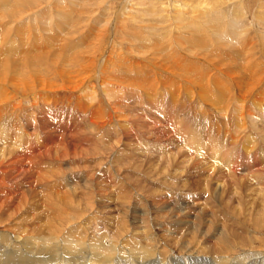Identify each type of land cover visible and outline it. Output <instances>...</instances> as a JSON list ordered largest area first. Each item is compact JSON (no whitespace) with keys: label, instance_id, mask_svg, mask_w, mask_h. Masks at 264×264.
<instances>
[{"label":"rangeland","instance_id":"374dc122","mask_svg":"<svg viewBox=\"0 0 264 264\" xmlns=\"http://www.w3.org/2000/svg\"><path fill=\"white\" fill-rule=\"evenodd\" d=\"M23 1L28 5H24ZM0 9V95H5L0 96V130L6 135L0 134V264H86L91 255L99 258L96 261L102 260L101 255L106 253L101 246H111L113 242L118 248L111 252L114 257L109 254L107 258L119 262L132 259L135 264H161L169 254L176 261L182 259L185 264H192L191 258L196 256L198 264H213L208 262L209 250L217 257L234 254L230 264H251L253 257L243 259L247 250L248 253L263 250L261 256H264V0H0ZM235 38L237 41L233 40ZM12 42H16L15 46ZM101 49H105L104 52ZM113 50L118 53L113 55ZM139 52L145 54L146 62L141 59L143 54L139 55ZM82 55H104L107 63L103 67L100 82L103 86L97 83L96 78H92L88 86V91H91L87 92L88 97L95 93L96 100L101 99L104 92L103 97H109L106 101L110 100L109 102L118 106H115V114L119 117L103 128H100L101 125L99 128L90 127V123H86L90 121V115H81L75 109L80 106L81 101L92 104V100H86V94L82 96V93L68 88H59L46 94L48 92L44 93L40 84L37 89L32 86L34 74H38L35 78L45 82L54 79L61 83V73L66 71L67 75V72L76 69L86 60ZM152 55H155L154 58ZM174 60L177 62H173ZM135 63L144 67L138 68L139 65ZM24 65L28 66V72ZM109 68L115 70L111 71ZM93 69L96 70V65ZM15 75L17 79L14 78ZM32 75L33 78L30 79ZM21 78H24L25 85H21ZM103 87H106V91ZM106 92L108 96H105ZM40 96L44 101L46 98L50 105L43 101L42 104ZM34 102L38 106H34ZM101 102H94L90 108L100 106L103 114H107V103L102 99ZM72 125L83 126L81 132L85 131L82 136L86 139L78 137L84 144V154L62 153V137L71 135H68V131ZM121 129L128 136H123ZM131 140H135L134 144ZM142 156L146 162L141 159ZM73 199H76L75 202ZM203 200L210 201V213L214 214L203 216L202 223L206 224V229L202 225L199 231L198 225L188 221L186 223L170 209L183 208V205L195 201L201 204ZM149 206L152 210L147 212ZM196 211L200 212V209ZM148 215L149 218L146 217ZM122 216L126 220H122L123 223ZM84 226L88 228L87 231ZM182 226L186 229L185 234ZM148 246L149 249L154 246V258H150L151 254L147 253ZM199 246L201 247L198 248ZM140 248L144 249L143 254L147 253L149 258L141 253ZM131 250L136 253L133 254ZM95 254L98 256L94 257ZM131 255L137 258L133 259Z\"/></svg>","mask_w":264,"mask_h":264},{"label":"bare ground","instance_id":"6f19581e","mask_svg":"<svg viewBox=\"0 0 264 264\" xmlns=\"http://www.w3.org/2000/svg\"><path fill=\"white\" fill-rule=\"evenodd\" d=\"M30 1V0H29ZM174 1V0H173ZM187 1V0H186ZM22 2V1H21ZM24 3V5H28V4H26L25 3V1H23ZM26 2H27V0H26ZM172 2V1H171ZM193 2V1H192ZM199 2V1H198ZM5 3V2H4ZM31 3V2H30ZM33 3V2H32ZM31 3V4H32ZM188 3V2H187ZM194 3V2H193ZM201 3V2H200ZM200 3H199V5H200ZM5 4H7V3H5ZM30 4V5H31ZM185 4V3H184ZM207 5H208V3H206ZM211 4V3H210ZM2 5V4H1ZM8 5H9V3H8ZM3 6V5H2ZM134 6V5H133ZM174 6V5H173ZM191 6V5H190ZM6 7V6H5ZM29 7V6H28ZM135 8V7H134ZM175 8V7H174ZM177 8H179V7H177ZM18 9H19V7H18ZM176 9V8H175ZM180 9H181V7H180ZM179 9V10H180ZM185 9V8H184ZM0 10H2V9H0ZM4 10V9H3ZM8 10V9H7ZM11 10V9H10ZM148 10V9H147ZM189 10V9H188ZM213 10V9H212ZM6 11V10H5ZM15 11V10H14ZM17 11V10H16ZM19 11V10H18ZM20 11H21V9H20ZM26 11V10H25ZM144 11V10H143ZM182 11V10H181ZM126 12V11H125ZM185 12H187V11H185ZM1 13V12H0ZM4 13V12H3ZM23 13V12H22ZM25 13V12H24ZM195 13V12H194ZM112 14H113V11H112ZM126 14V13H125ZM174 14V13H173ZM15 15V14H14ZM164 15V14H163ZM195 15V14H194ZM7 16H8V14H7ZM128 16V15H127ZM166 16V15H165ZM109 17V16H108ZM171 17V16H170ZM192 17V16H191ZM165 18V17H164ZM112 19V18H111ZM1 20H2V18H1ZM110 20V19H109ZM108 20V21H109ZM117 20V19H116ZM183 20V19H182ZM189 20V19H188ZM235 20V19H234ZM120 21V20H119ZM177 21V20H176ZM237 21L238 20H236L235 22L237 23ZM70 22V21H69ZM110 22V21H109ZM116 22V21H115ZM180 22V21H179ZM178 22V23H179ZM102 23V22H101ZM104 23V22H103ZM114 23V22H113ZM118 23V22H117ZM170 23V22H169ZM168 23V24H169ZM232 23V22H231ZM176 24H177V22H176ZM184 24V23H183ZM182 24V25H183ZM14 25V24H13ZM105 25H107V24H105ZM108 25H109V23H108ZM118 25V24H117ZM8 26V25H7ZM103 26V25H102ZM159 26V25H158ZM112 27V26H111ZM174 27V26H173ZM183 28V27H182ZM236 28H239L238 26H236ZM25 29H26V27H25ZM103 29V28H102ZM112 30V29H111ZM169 30V29H168ZM222 30V29H221ZM9 31V30H8ZM105 31V30H104ZM110 32V31H109ZM115 32V31H114ZM18 33V32H17ZM25 33V32H24ZM102 33V32H101ZM104 33V32H103ZM102 33V34H103ZM225 33V32H224ZM239 33V32H238ZM243 33V32H242ZM5 34V33H4ZM28 34V33H27ZM101 34V35H102ZM110 34V33H109ZM195 34V33H194ZM221 34V33H220ZM136 35V34H135ZM175 35V34H174ZM177 35V34H176ZM175 35V36H176ZM226 35V34H225ZM224 35V36H225ZM228 35H230V34H228ZM236 35H238V34H236ZM236 35L235 36H233V37H236ZM3 36V35H2ZM68 36V35H67ZM25 37H27V36H25ZM110 37V36H109ZM114 38V37H113ZM138 38V37H137ZM187 38V37H186ZM228 38V37H227ZM6 39V38H5ZM9 39H10V36H9ZM202 39V38H201ZM1 40V39H0ZM107 40V39H106ZM106 40L104 41V42H106ZM115 40H117V37L115 38ZM120 40V39H119ZM189 40V39H188ZM233 40H236V38L235 39H233ZM18 41V40H17ZM114 41V40H113ZM168 41V40H167ZM237 41V40H236ZM264 41V40H263ZM110 42V41H109ZM122 42V41H121ZM235 42V41H234ZM5 43V42H4ZM13 43V42H12ZM16 43V42H15ZM15 43H13L14 44V46H15ZM24 43V42H23ZM116 43V42H115ZM119 43H120V41H119ZM3 44V43H2ZM117 44V43H116ZM235 44V43H234ZM139 45V44H138ZM147 44H144V46H146ZM182 45V44H181ZM191 46L193 45V44H190ZM250 45H252L253 46V44H250ZM106 46V45H105ZM140 46V45H139ZM162 46V45H161ZM196 46V45H195ZM194 46V47H195ZM210 46H211V44H210ZM120 47H121V45H120ZM143 47V46H142ZM3 48V47H2ZM107 47H105V49H106ZM111 48H112V46H111ZM149 48V47H148ZM147 48V49H148ZM153 48V47H152ZM152 48H151V50H152ZM188 48V47H187ZM191 48H193V47H191ZM64 49V48H63ZM104 49V50H105ZM114 49V48H113ZM124 49V48H123ZM198 49V48H197ZM201 49V48H200ZM65 50V49H64ZM95 50V49H94ZM103 52H104V50L103 49H101ZM120 50H122V49H120ZM137 50H138V48H137ZM143 50H144V48H143ZM146 50V49H145ZM195 50V49H194ZM213 50V49H212ZM10 51V50H9ZM16 51V50H15ZM68 51V50H67ZM110 51V50H109ZM114 51V50H113ZM141 51V50H140ZM149 51H150V49H149ZM42 52V51H41ZM60 52V51H59ZM78 52V51H77ZM79 52H81V51H79ZM84 52V51H83ZM106 52V51H105ZM115 52H117V51H114V53H112L113 55L115 54ZM122 53H123V51H121ZM121 52H119V55H120V53ZM125 52V51H124ZM131 52V51H130ZM153 53L155 52V51H152ZM161 52V51H160ZM163 52V51H162ZM191 52V51H190ZM207 52V51H206ZM210 52V51H209ZM212 52V51H211ZM67 53V52H66ZM73 53V52H72ZM85 53V52H84ZM118 53V52H117ZM122 53H121V55H122ZM126 53V52H125ZM140 54L139 55H141V54H143V58H141L143 61H145L146 62V60H145V54L144 53H142V52H139ZM155 53H157V52H155ZM192 53H193V49H192ZM205 53V52H204ZM208 53V52H207ZM75 54V53H74ZM81 54V53H80ZM93 54V53H92ZM132 54V53H131ZM134 54V53H133ZM198 54V53H197ZM213 54V53H212ZM49 55V54H48ZM47 55V56H48ZM62 55V54H61ZM72 55V54H71ZM76 55V54H75ZM86 55V54H85ZM85 55H82V57L84 58V59H86L85 61H82L83 63L81 64V65H79V66H77V68L76 69H71L72 71H69V72H67V75H66V71L64 72V73H61L62 75H63V77H61L62 78V82L61 83H57L56 81H54V79H53V77L55 76V74H54V76L52 77V81H47V82H45V80H40V78L39 79H37V78H35V76H38V74H34L35 76H34V79H33V83H32V86L33 87H35L36 86V89H37V87L39 88V84H40V89H43L44 91V93L45 92H48V93H46V94H49V93H51L52 91H55V90H57V89H59V88H68V89H70V90H75V91H77V92H79V93H82V96L83 95H85L86 94V100H92L93 102H92V104L91 103H89V102H87V101H81L80 102V106L79 107H77V108H75L77 111H80L79 113L81 114V113H88L89 115H90V121L89 122H86V123H90V127L91 126H99V125H101L102 127H100V128H103V126H106V124H110V123H112V122H114V120H116V118H118L117 117V115L115 114V111L117 112V110H115V106H117V105H114L112 102H109V101H106V99H108L109 97H103V93L101 94V99L102 100H104L107 104H106V106L108 107V112H107V114H103V111L101 110V107L100 106H95V107H93V108H90V106L91 105H94L93 103L95 102V103H100L101 102V99H98V100H96L97 99V97H96V95H95V93H93V96L91 97H88L87 96V92H89V91H91V90H89L88 91V86L91 84V82H92V78H96L97 79V83H99L100 84V82H101V80H102V77H103V67L105 66V63H106V61L104 60V55H88V56H85ZM127 55H128V52H127ZM148 55V54H147ZM206 55V54H205ZM209 55V54H208ZM11 56V55H10ZM30 56V55H29ZM28 56V57H29ZM37 56H40V55H37ZM46 56V55H45ZM51 56H54V55H51ZM63 56V55H62ZM61 56V57H62ZM124 56H125V54H124ZM123 56V57H124ZM133 56V55H132ZM155 56V55H154ZM154 56L152 55L151 57L152 58H154ZM158 56H159V58H160V55L158 54ZM157 56V57H158ZM164 56V55H163ZM169 56V55H168ZM167 56V57H168ZM174 56H176V55H174ZM248 56V55H247ZM246 56V57H247ZM20 57H22V56H20ZM32 57H33V55H32ZM113 57V56H112ZM130 57H131V55H130ZM142 57V56H141ZM149 57H150V55H149ZM162 57V56H161ZM171 57V56H170ZM178 57V56H177ZM209 57V56H208ZM255 57V56H254ZM7 58V57H6ZM13 58V57H12ZM17 58V57H16ZM26 58V57H25ZM24 58V59H25ZM35 58V57H34ZM37 58V57H36ZM57 58H58V56H57ZM60 58V57H59ZM58 58V59H59ZM76 58H77V56H76ZM117 58H118V56H117ZM126 58V57H125ZM125 58H124V60H125ZM140 58V57H139ZM164 58H165V56H164ZM169 58V57H168ZM23 59V58H22ZM22 59H20V61L22 60ZM23 59V60H24ZM28 59V58H27ZM31 59V58H30ZM39 59V58H38ZM38 59H36V60H38ZM61 59V58H60ZM128 59V58H127ZM130 59V58H129ZM128 59V60H129ZM166 59V58H165ZM171 59V58H170ZM212 59H214V58H212ZM218 59V58H217ZM217 59H215V60H217ZM223 59H225V58H223ZM249 59V58H248ZM49 60H50V58H49ZM48 60V61H49ZM54 60H55V58H54ZM65 60V59H64ZM72 60V59H71ZM111 60V59H110ZM120 60H122V58L120 59ZM134 60H135V58H134ZM161 60H163L164 61V59L162 58ZM182 60V59H181ZM219 60H220V58H219ZM218 60V61H219ZM15 62H16V59L14 60ZM20 61H18V62H20ZM28 61V60H27ZM30 61V60H29ZM28 61V62H29ZM73 61V60H72ZM131 61V60H130ZM160 61V60H159ZM158 61V62H159ZM176 60H174L173 62H175ZM177 61H179V59L177 60ZM176 61V62H177ZM243 61V60H242ZM18 62H17V64H18ZM28 62H27V64H28ZM37 62H39V61H37ZM37 62H36V65H37ZM57 63L59 62V61H56ZM63 62V61H62ZM81 62V61H80ZM112 62V61H111ZM119 62H121V61H119ZM124 61L122 60V62L121 63H123ZM129 62V61H128ZM127 62V63H128ZM139 62V61H138ZM162 62V61H161ZM168 62V61H167ZM217 62V61H216ZM230 62V61H229ZM235 62H237V61H235ZM9 63H11V62H9ZM22 63H24V62H22ZM52 63V62H51ZM55 63V61L52 63V64H54ZM115 63H118V61H115ZM143 63V62H142ZM164 63V62H163ZM169 63V62H168ZM172 63V62H171ZM214 63V62H213ZM220 63H222L221 61H220ZM245 63V62H244ZM243 63V64H244ZM257 64H258V62H256ZM1 64V63H0ZM40 64H41V62H40ZM75 64H79V63H75ZM74 64V65H75ZM135 64H138V63H135ZM161 64V63H160ZM166 64V63H165ZM179 64V63H178ZM181 64H182V62H181ZM181 64H180V66H181ZM11 65V64H10ZM14 65V64H13ZM21 65V64H20ZM31 65V64H30ZM59 65H61V63L59 64ZM64 65V64H63ZM69 65V64H68ZM73 65V64H72ZM95 65H96V70H94L93 68H95ZM106 65H107V63H106ZM112 65V64H111ZM110 64H109V66H111ZM113 65H114V63H113ZM112 65V66H113ZM123 65H124V63H123ZM139 65V64H138ZM150 65H152V63L150 64ZM168 65V64H167ZM186 65V64H185ZM28 66H29V64H28ZM28 66H26V65H24V67H27L26 68V71L28 72ZM42 66V65H41ZM46 66V65H45ZM51 66V65H50ZM121 66V65H120ZM140 66H141V64L139 65V67L138 68H140ZM145 66H147V65H145ZM165 66V65H164ZM172 66V65H171ZM176 66V65H175ZM179 66V65H178ZM179 66V67H180ZM222 66V65H221ZM1 67H3V66H1ZM16 67V66H15ZM35 67V66H34ZM36 67H39V66H36ZM52 67V66H51ZM53 67H54V65H53ZM52 67V68H53ZM60 67V66H59ZM58 67V68H59ZM115 67H117V65L115 66ZM115 67H113V68H115ZM141 67H144V66H141ZM148 67V66H147ZM169 67H170V65H169ZM242 67V66H241ZM32 68V67H31ZM42 68V67H41ZM48 68V67H47ZM46 68V69H47ZM62 68H63V66H62ZM72 68H73V66H72ZM113 68L112 69H110L111 71L113 70ZM121 68V67H120ZM130 67H128V69H129ZM132 68V67H131ZM134 68V67H133ZM132 68V69H133ZM136 68V67H135ZM164 68V67H163ZM168 68V67H167ZM171 68V67H170ZM180 68H184V67H180ZM25 69V68H24ZM30 69V68H29ZM33 69V68H32ZM123 69V68H122ZM143 69V68H142ZM155 69H157V68H155ZM174 69V68H173ZM179 69V68H178ZM188 69V68H187ZM14 70V69H13ZM23 70V69H22ZM31 70V69H30ZM37 70V69H36ZM35 69H34V71H36ZM42 70V69H41ZM48 70H49V68H48ZM61 70V69H60ZM64 70H66V69H64ZM68 70V69H67ZM99 70V71H98ZM104 70H106V69H104ZM115 70V69H114ZM113 70V71H114ZM117 70H119V69H117ZM116 70V71H117ZM121 70V69H120ZM123 70H125V69H123ZM171 70V69H170ZM176 70V69H175ZM246 70V69H245ZM5 71V70H4ZM8 71V70H7ZM15 71V70H14ZM23 71H25V70H23ZM22 71V72H23ZM47 71V70H46ZM107 71H109V70H107ZM144 71V70H143ZM158 71H160V70H158ZM166 71V70H165ZM188 71V70H187ZM186 71V72H187ZM247 71V70H246ZM53 72H54V70H53ZM52 72V73H53ZM105 72V71H104ZM110 72V71H109ZM125 72V71H124ZM173 72V71H172ZM177 72V71H176ZM183 72V71H182ZM189 72V71H188ZM228 72V71H227ZM249 72H251V71H249ZM253 72H254V70H253ZM7 73V72H6ZM14 73H16V72H14ZM17 73H18V71H17ZM24 73V72H23ZM26 73V72H25ZM32 73V72H31ZM37 73V72H36ZM40 73V72H39ZM44 73V72H43ZM51 73V74H52ZM59 73V74H60ZM116 73V72H115ZM114 73V75H116L117 73H119V72H117L116 74ZM138 73V72H137ZM157 73V72H156ZM159 73V72H158ZM161 73V72H160ZM178 73V72H177ZM243 73V72H242ZM5 74V73H4ZM13 74V73H12ZM46 74H48V73H46ZM106 74V73H105ZM139 74V73H138ZM162 74V73H161ZM205 74V73H204ZM233 74V73H232ZM247 74V73H246ZM25 75V74H24ZM28 75V74H27ZM29 75H30V73H29ZM185 75H186V73H185ZM188 75V74H187ZM191 75V74H190ZM252 75V74H251ZM264 75V74H263ZM0 76H1V74H0ZM6 76H8L7 74H6ZM22 76V75H21ZM26 76V75H25ZM41 76V75H40ZM39 76V77H40ZM107 76H108V74H107ZM118 76V75H117ZM142 76V75H141ZM145 76V75H144ZM210 76V75H209ZM256 76V75H255ZM4 77V76H3ZM17 76L15 75V77L14 78H16ZM44 77V76H43ZM42 77V78H43ZM49 77H51V76H49ZM57 77V76H56ZM55 77V78H56ZM105 77V76H104ZM189 77V76H188ZM198 77V76H197ZM207 77V76H206ZM260 77H261V75H260ZM27 78V77H26ZM33 78V75H32V77L30 76V79H32ZM60 78V77H59ZM108 78H110V76L108 77ZM120 78V77H119ZM123 78V77H122ZM146 79L145 80H149V79H147V77H145ZM263 78V77H262ZM5 79V78H4ZM4 79H1V80H4ZM17 79V78H16ZM15 79V80H16ZM19 79V78H18ZM107 79V78H106ZM114 79V78H113ZM142 79V78H141ZM158 79H159V76H158ZM161 79V78H160ZM194 79V78H193ZM192 79V80H193ZM198 79V78H197ZM241 79V78H240ZM257 79V78H256ZM6 80V79H5ZM8 80V79H7ZM12 80H14V79H12ZM23 80H24V78L22 79H20V81H21V85H22V83L24 84V82H23ZM48 80V79H47ZM50 80V79H49ZM60 80V79H59ZM59 80H58V82H59ZM109 80V79H108ZM116 80V79H115ZM129 80H130V78H129ZM136 80V79H135ZM144 80V79H143ZM171 80V79H170ZM258 80V79H257ZM257 80H255V82L257 81ZM10 81H11V79H10ZM20 81H18V82H20ZM28 81H30V80H28ZM94 81V80H93ZM111 81V80H110ZM110 81H109V83H110ZM242 81V80H241ZM253 81V80H252ZM7 82V81H6ZM25 82H26V80H25ZM31 82V81H30ZM103 82V81H102ZM121 82V81H120ZM122 82H124V81H122ZM138 82H139V79H138ZM137 82V83H138ZM141 82V81H140ZM149 82H150V80H149ZM193 82V81H192ZM199 82H201V81H199ZM213 82V81H212ZM130 83V82H129ZM207 83V82H206ZM241 83V82H240ZM239 83V84H240ZM252 83V82H251ZM251 83L249 84V85H251ZM260 83V82H259ZM263 83V82H262ZM9 84V83H8ZM19 84V83H18ZM28 84H30L29 82H28ZM35 84V85H34ZM108 84V83H107ZM149 84V83H148ZM191 84V83H190ZM219 84V83H218ZM243 84V83H242ZM258 84V83H257ZM25 85V84H24ZM94 85V84H93ZM102 84H100V86H101ZM110 85H112V83L110 84ZM124 85V84H123ZM131 85V84H130ZM142 85V84H141ZM145 85H147V84H145ZM199 85V84H198ZM197 85V86H198ZM216 85V84H215ZM27 86V85H26ZM32 86H30V87H32ZM95 86H96V84H95ZM103 86V85H102ZM137 86H138V84H137ZM241 86V85H240ZM257 86V85H256ZM24 87V86H23ZM29 87V88H30ZM93 87V86H92ZM115 87V86H114ZM118 87H120V86H118ZM242 87H243V85H242ZM254 87V86H253ZM17 88V87H16ZM15 88V89H16ZM94 88V87H93ZM99 88V87H98ZM97 88V89H98ZM101 88V87H100ZM99 88V89H100ZM104 88V87H103ZM19 89V88H18ZM35 89V90H36ZM107 89H109V88H107ZM111 89V88H110ZM114 89H116V88H114ZM241 89H243V88H241ZM3 90H5V89H3ZM25 90H26V88H25ZM34 90V89H33ZM33 90H31V91H33ZM104 90L106 91V87L104 88ZM117 90H118V88H117ZM121 90V89H120ZM206 90V89H205ZM18 91V90H17ZM22 91H24V90H22ZM39 91V90H38ZM95 91V90H94ZM108 91V90H107ZM112 91V90H111ZM114 91V90H113ZM119 91V90H118ZM242 91V90H241ZM10 92V91H9ZM20 92V91H19ZM40 92H41V90H40ZM93 92V91H92ZM117 92V91H116ZM121 91H119V93H120ZM244 92H246L247 93V91H244ZM5 93V92H4ZM25 93V92H24ZM29 93V92H28ZM114 93V92H113ZM250 93H253V92H250ZM10 94V93H9ZM89 94V93H88ZM92 94V93H91ZM90 94V95H91ZM118 94V93H117ZM122 94V93H121ZM205 94V93H204ZM2 96L4 95V94H1ZM0 95V96H1ZM42 95V94H41ZM120 95V94H119ZM119 95H117V97L119 96ZM148 95V94H147ZM246 95V94H245ZM5 96V95H4ZM43 96V95H42ZM42 96H40L41 98H40V100L39 101H41V103H42V101L44 102V104H48V105H50L49 104V102L46 100V98H45V101H44V98H42ZM105 96H108V93L106 92L105 93ZM203 96V95H202ZM224 96V95H223ZM13 97V96H12ZM36 97V96H35ZM112 97V96H111ZM121 97H124V96H121ZM207 97V96H206ZM245 97V96H244ZM54 98V97H53ZM84 98H85V96H84ZM113 98V97H112ZM211 98V97H210ZM3 99V98H2ZM37 99V98H36ZM111 99V98H110ZM213 99V98H212ZM223 99V98H222ZM4 100V99H3ZM7 100V99H6ZM116 100V99H115ZM112 101V100H111ZM91 102V101H90ZM102 103V102H101ZM116 103H118L119 104V102H116ZM212 103V102H211ZM216 103V102H215ZM220 103V102H219ZM5 104V103H4ZM43 104V103H42ZM38 106V103H36V102H34V106ZM100 105V104H99ZM220 105V104H219ZM52 106V105H51ZM103 106V105H102ZM243 106V105H242ZM118 107V106H117ZM116 107V108H117ZM121 107V106H120ZM123 107V106H122ZM126 107V106H125ZM161 107V106H160ZM59 108V107H58ZM104 108V107H103ZM117 109H119V108H117ZM124 109V108H123ZM222 109V108H221ZM238 109V108H237ZM75 111V110H74ZM119 111H120V109H119ZM69 115V114H68ZM82 115V114H81ZM84 116H87V115H84ZM243 116V115H242ZM69 117H70V115H69ZM72 117V116H71ZM89 117V116H88ZM137 117V116H136ZM135 117V118H136ZM156 117V116H155ZM88 119V118H87ZM121 119V118H120ZM242 120V119H241ZM77 121V120H76ZM146 121V120H145ZM81 122V121H80ZM119 123V122H118ZM73 126V125H72ZM78 126V125H77ZM87 126V125H86ZM120 126V125H119ZM6 127V126H5ZM73 127H76V125H74ZM73 127H70L71 128V130H69L68 132V135H70L69 137H67V135H65L64 137H62L63 139H62V141H61V144H62V146L63 147H60L62 150H63V155L65 154H69V153H72V154H77V153H83L84 154V151H86V150H84L83 149V146H84V144H82V142H81V138H83V139H86L84 136H82V134L83 133H85V131H83V132H81L82 130H83V126H80V127H76V128H73ZM109 127V126H108ZM96 128V127H95ZM95 128H91L92 130H94ZM99 128V127H98ZM120 128V127H119ZM3 129V128H2ZM64 129V128H63ZM120 130V129H119ZM99 131V130H98ZM121 131H123L122 129H121ZM130 131H131V129H130ZM94 132V131H93ZM121 133H123V136H125V135H127L126 134V132H121ZM0 134H4V131L2 132V130H0ZM67 134V133H66ZM93 134V133H92ZM5 135V134H4ZM63 135V134H62ZM131 135V134H130ZM129 135V136H130ZM6 136V135H5ZM78 136H80L81 138H79ZM128 136V135H127ZM126 136V137H127ZM70 140H69V139ZM114 138V137H113ZM1 139V138H0ZM115 139V138H114ZM119 139V138H118ZM122 140V139H121ZM5 141V140H4ZM4 141H3V143H4ZM83 141V140H82ZM90 141V140H89ZM95 141V140H94ZM114 141V140H113ZM116 141V140H115ZM114 141V142H115ZM132 142H133V144H134V141L135 140H131ZM158 141V140H157ZM14 142V141H13ZM79 142V143H78ZM113 142V143H114ZM131 142V143H132ZM85 143V142H84ZM106 143V142H105ZM112 143V142H111ZM116 143V142H115ZM6 144V143H5ZM13 144H15V143H13ZM118 144V143H117ZM93 145V144H92ZM99 145V144H98ZM109 145H111V144H109ZM114 145V144H113ZM2 146V145H1ZM4 146H7V145H4ZM119 146V145H118ZM142 146V145H141ZM16 147V146H15ZM19 147V146H18ZM106 147H107V143H106ZM111 147H115V145L114 146H112L111 145ZM191 147V146H190ZM194 147V146H193ZM59 148V147H58ZM95 148V147H94ZM201 148V147H200ZM2 149H4V148H2ZM82 149L84 150V151H82ZM111 149V148H110ZM118 149V148H117ZM136 150H137V148H135ZM180 149V148H179ZM14 150H15V148H14ZM18 150V149H17ZM16 150V151H17ZM39 150V149H38ZM37 150V151H38ZM49 150V149H48ZM108 150H109V148H108ZM114 150V149H113ZM115 150H116V148H115ZM114 150V151H115ZM59 151H60V149H59ZM89 151V150H88ZM87 151V152H88ZM118 151H119V149H118ZM200 151H201V149H200ZM0 152H1V150H0ZM55 152H56V150H55ZM86 152V153H87ZM99 152V151H98ZM97 152V153H98ZM103 153H104V151H102ZM108 152V151H107ZM10 153V152H9ZM38 153V152H37ZM44 153V152H43ZM42 153V154H43ZM47 153V152H46ZM52 153V152H51ZM51 153H49V154H51ZM96 153V154H97ZM125 153V152H124ZM150 153V152H149ZM58 154V153H57ZM71 154V155H72ZM78 154V155H79ZM91 154V153H90ZM107 154V153H106ZM14 155V154H13ZM51 155H53V153L51 154ZM87 155V154H86ZM89 155V154H88ZM101 155H104V154H101ZM171 155V154H170ZM174 155V154H173ZM183 155H185V154H183ZM54 156H57V155H55L54 154ZM70 156V155H69ZM81 156V155H80ZM105 156V155H104ZM109 156V155H108ZM110 156H112V155H110ZM137 156V155H136ZM141 156V155H140ZM145 156V155H144ZM155 156V155H154ZM160 156V155H159ZM169 157V155H166V157ZM172 156V155H171ZM176 156V155H175ZM179 156V155H178ZM6 157V156H5ZM42 157V156H41ZM123 157V156H122ZM166 157H165V159H166ZM216 157V156H215ZM66 158V157H65ZM105 158V157H104ZM145 158H146V156H145ZM184 158V157H183ZM185 158H188V157H185ZM40 159V158H39ZM51 159V158H50ZM62 159V158H61ZM64 159V158H63ZM110 159H111V157H110ZM123 159V158H122ZM131 159V158H130ZM129 158H128V160H130ZM139 159V158H138ZM141 159H144L143 158V156H142V158ZM140 159V160H141ZM42 160V159H41ZM86 160V159H85ZM102 160V159H101ZM104 160V159H103ZM124 160H126V159H124ZM132 160H133V158H132ZM137 161V159H134V161ZM150 160V159H149ZM149 160H148V162H149ZM167 160H169V159H167ZM189 160H191V158L189 159ZM6 161V160H5ZM12 161V160H11ZM142 161V160H141ZM153 161V160H152ZM158 161V160H157ZM177 161V160H176ZM181 161H183V160H181ZM34 162V161H33ZM73 162V161H72ZM102 162H105V161H102ZM107 162V161H106ZM113 162V161H112ZM117 162V161H116ZM137 162H139V161H137ZM144 162H146L145 161V159H144ZM160 162V161H159ZM158 162V163H159ZM163 162V161H162ZM169 162V161H168ZM195 162V161H194ZM38 163V162H37ZM108 163V162H107ZM132 163V162H131ZM134 163V162H133ZM141 163H143V161L141 162ZM141 163H140V165H141ZM153 163V162H152ZM170 163H171V161H170ZM182 163V162H181ZM200 163V162H199ZM1 164V163H0ZM114 164V163H113ZM117 164V163H116ZM139 164V163H138ZM157 164V163H156ZM168 164V163H167ZM172 164V163H171ZM175 164V163H174ZM179 164V163H178ZM186 165H187V163H185ZM184 164V165H185ZM203 164V163H202ZM205 164V163H204ZM203 164V165H204ZM111 165H112V163H111ZM117 165H119V164H117ZM116 165V166H117ZM148 165H150V164H148ZM169 165V164H168ZM184 165H181V166H184ZM193 165V164H192ZM99 166V165H98ZM102 166V165H101ZM108 166H110V164L108 165ZM131 166V165H130ZM133 166V165H132ZM137 166V165H136ZM156 166V165H155ZM157 166H158V164H157ZM159 166H160V164H159ZM50 167V166H49ZM106 167V166H105ZM111 167V166H110ZM110 167H108V168H110ZM141 167V166H140ZM139 167V168H140ZM150 167V166H149ZM149 167H147V169L149 168ZM153 167V166H152ZM166 167V166H165ZM180 167V166H179ZM208 168H210L209 166H207ZM102 168V167H101ZM118 168V167H117ZM134 168H136V167H134ZM162 168V167H161ZM168 168V167H167ZM189 168H193V167H189ZM202 168H203V166H202ZM53 169V168H52ZM122 169V168H121ZM157 169V168H156ZM186 169H188L187 168V166H186ZM204 170H205V167L203 168ZM36 170V169H35ZM143 170H145V169H143ZM149 170H151V169H149ZM161 170V169H160ZM169 170V169H168ZM183 170V169H182ZM208 170H210V169H208ZM44 171V170H43ZM163 171V170H162ZM166 171V170H165ZM184 171H186V170H184ZM196 171V170H195ZM215 171V170H214ZM120 172V171H119ZM144 172V171H143ZM145 172H148L147 170L145 171ZM153 172V171H152ZM28 173V172H27ZM166 173H167V171H166ZM177 173V172H176ZM180 173V172H179ZM184 173V172H183ZM48 174V173H47ZM60 174V173H59ZM155 174V173H154ZM181 175H182V173H180ZM221 174V173H220ZM222 174H224V173H222ZM43 175V174H42ZM45 175V174H44ZM177 175H178V173H177ZM181 175H179V176H181ZM210 175H211V173H210ZM210 175H209V177H210ZM49 176H50V174H49ZM152 176H153V174H152ZM196 176H197V174H196ZM212 176V175H211ZM232 176V175H231ZM52 177V176H51ZM178 177V176H177ZM192 177H193V175H192ZM208 177V176H207ZM208 177V178H209ZM228 178H230V176H227ZM11 178V177H10ZM43 178V177H42ZM93 178V177H92ZM135 178V177H134ZM174 178V177H173ZM204 178H205V175H204ZM204 178H202V179H204ZM218 178V177H217ZM234 178V177H233ZM232 177H231V179H233ZM49 179V178H48ZM237 179H240V178H237ZM38 180V179H37ZM193 180V179H192ZM195 180V179H194ZM226 180V179H225ZM236 180V179H235ZM90 181V180H89ZM138 181V180H137ZM136 181V182H137ZM205 181V180H204ZM223 181V180H222ZM239 181V180H238ZM23 182H24V180H23ZM93 182V181H92ZM186 182V181H185ZM208 182V181H207ZM224 182V181H223ZM240 182V181H239ZM19 183V182H18ZM37 183V182H36ZM127 183V182H126ZM154 183V182H153ZM176 183V182H175ZM178 183V182H177ZM206 183V182H205ZM204 183V184H205ZM214 183V182H213ZM217 183V182H216ZM247 183V182H246ZM245 183V184H246ZM201 184V183H200ZM218 184H220V183H218ZM223 184V183H222ZM221 184V185H222ZM232 184V183H231ZM236 184V183H235ZM78 185V184H77ZM88 185V184H87ZM93 185V184H92ZM143 185H144V183H143ZM224 185V184H223ZM226 185H227V183H226ZM251 185H252V183H251ZM37 186V185H36ZM107 186V185H106ZM138 186V185H137ZM136 186V187H137ZM183 186V185H182ZM205 186H206V184H205ZM204 186V187H205ZM209 186V185H208ZM218 186V185H217ZM253 186V185H252ZM252 186H250V187H252ZM92 187V186H91ZM109 187V186H108ZM216 187V186H215ZM246 187V186H245ZM36 188V187H35ZM141 188V187H140ZM209 188V187H208ZM222 188V187H221ZM226 188V187H225ZM231 188V187H230ZM238 189H239V187H237ZM253 188V187H252ZM92 189V188H91ZM102 189V188H101ZM119 189V188H118ZM136 189V188H135ZM143 189V188H142ZM146 189V188H145ZM154 189V188H153ZM158 189V188H157ZM229 189V188H228ZM236 189V188H235ZM249 189V188H248ZM254 189V188H253ZM256 189V188H255ZM259 189H260V187H259ZM122 190V189H121ZM120 190V191H121ZM125 190V189H124ZM138 190V189H137ZM144 190V189H143ZM147 190V189H146ZM150 190V189H149ZM204 190V189H203ZM209 190V189H208ZM207 190V191H208ZM234 190V189H233ZM250 190V189H249ZM262 190V189H261ZM123 191V190H122ZM148 191V190H147ZM205 191V190H204ZM216 191V190H215ZM231 191V190H230ZM246 191V190H245ZM264 191V190H263ZM125 192V191H124ZM142 192V191H141ZM144 192V191H143ZM167 192V191H166ZM206 192V191H205ZM257 192H259V190H257ZM256 192V193H257ZM83 193H84V191H83ZM82 193V195H84ZM88 193V192H87ZM121 193H123V192H121ZM135 193V192H134ZM255 193V194H256ZM261 193H262V191H261ZM76 194H77V192H76ZM117 194V193H116ZM127 194H128V189H127ZM126 194V195H127ZM133 194V193H132ZM131 194V195H132ZM97 195V194H96ZM119 195V194H118ZM134 195V194H133ZM262 195V194H261ZM71 196V195H70ZM69 196V197H70ZM73 196H76V195H73ZM85 196V195H84ZM128 196V195H127ZM130 196V195H129ZM128 196V197H129ZM10 197V196H9ZM32 197H34V196H32ZM87 197V196H86ZM88 197H89V195H88ZM92 197V196H91ZM120 197H121V195H120ZM126 197V196H125ZM124 197V198H125ZM165 197V196H164ZM262 197V196H261ZM30 198V197H29ZM47 198H48V196H47ZM76 198V197H75ZM83 198V197H82ZM130 198V197H129ZM139 198V197H138ZM210 198H212L211 196H210ZM239 198V197H238ZM41 199H43V197L41 198ZM49 199V198H48ZM68 199V198H67ZM69 199H71V198H69ZM84 199H85V197H84ZM100 199V198H99ZM147 199V198H146ZM166 199H168V198H166ZM206 199V198H205ZM209 199V198H208ZM50 200V199H49ZM74 200V199H73ZM72 200V201H73ZM76 200V199H75ZM75 200H74V202H75ZM91 200H93V199H91ZM151 200V199H150ZM256 200V199H255ZM69 201V200H68ZM80 201V200H79ZM96 201V200H95ZM94 201V202H95ZM211 201H212V199H211ZM70 202V201H69ZM126 202V201H125ZM128 202H130V201H128ZM153 202V201H152ZM160 202V201H159ZM172 202V201H171ZM199 202V201H198ZM240 202V201H239ZM11 203V202H10ZM9 203V204H10ZM17 203V202H16ZM81 203H82V201H81ZM101 203H102V201H101ZM130 203H132V202H130ZM213 203V202H212ZM244 203V202H243ZM77 204H79L78 203V201H77ZM91 204H92V202H91ZM97 204V203H96ZM146 204V203H145ZM8 205V204H7ZM98 205V204H97ZM100 205V204H99ZM106 205V204H105ZM130 205V204H129ZM211 203H210V201L209 200H203V202L200 204H198L196 201H195V203L193 202V203H191V202H189V203H187L186 205H183L184 207L183 208H178L177 207V209L175 210V209H173V208H171L170 207V209H171V212L173 213V214H176L177 215V217H180L182 220H184L186 223H187V221L188 222H193V223H195V225L197 226L198 225V231L200 230V228L202 227V225H203V223H202V220H203V216H206V214H211V215H213L214 213H210V208H211ZM11 206V205H10ZM80 206H81V204H80ZM87 206V205H86ZM166 206V205H165ZM179 206V205H178ZM238 206V205H237ZM12 207V206H11ZM95 207V206H94ZM150 207V206H149ZM148 207V208H149ZM156 207V206H155ZM182 207V206H181ZM233 207V206H232ZM241 207V206H240ZM105 208V207H104ZM113 208H114V206H113ZM125 208V207H124ZM154 208V207H153ZM242 208V207H241ZM55 209V208H54ZM105 209H107V208H105ZM127 209V208H126ZM130 210H131V208H129ZM155 209V208H154ZM163 209V208H162ZM164 209H165V207H164ZM168 209V208H167ZM167 209H166V211H167ZM198 209H200V212H197L196 210H198ZM84 210V209H83ZM109 210V209H108ZM115 210V209H114ZM128 210V209H127ZM127 210H126V212H127ZM152 210V207H150V209H148V211L147 212H150ZM209 210V211H208ZM231 210H233V209H231ZM250 210V209H249ZM4 211V210H3ZM146 211V210H145ZM196 211V212H195ZM237 211V210H236ZM251 211V210H250ZM253 211V210H252ZM76 212V211H75ZM80 212V211H79ZM125 212V213H126ZM169 212V211H168ZM216 212V211H215ZM240 212V211H239ZM242 212V211H241ZM55 213V212H54ZM130 213V212H129ZM146 213V212H145ZM152 213H154V212H152ZM161 213V212H160ZM217 213V212H216ZM74 214H76V213H74ZM82 214H83V212H82ZM123 214H124V212H123ZM122 214V215H123ZM128 214V213H127ZM148 214V213H147ZM46 215V214H45ZM146 215V214H145ZM152 215V214H151ZM162 215H164V214H161V216ZM251 215V214H250ZM160 216V215H159ZM165 216V215H164ZM175 216V215H174ZM209 216V215H208ZM217 216H219V215H217ZM252 216V215H251ZM262 216H263V214H262ZM78 217V216H77ZM144 217V216H143ZM147 218H149V215L148 216H146ZM146 217H144L146 220H147V218ZM171 217V216H170ZM209 217H211V216H209ZM249 217V215L247 216V218ZM3 218V217H2ZM5 218V217H4ZM49 218V217H48ZM124 217L122 216V219H121V222H122V220H124L123 219ZM137 218V217H136ZM140 218V217H139ZM165 218V217H164ZM163 218V219H164ZM167 218V217H166ZM171 218H173V216L171 217ZM207 218V217H206ZM244 218V217H243ZM250 218V217H249ZM248 218V219H249ZM143 219V218H142ZM175 219V218H174ZM219 219H221L220 217H219ZM223 219V218H222ZM245 219V218H244ZM258 219V218H257ZM2 220V219H1ZM0 220V221H1ZM79 220V219H78ZM120 220V219H119ZM150 220H151V218H150ZM157 220V219H156ZM172 220V219H171ZM176 220V219H175ZM177 220H180V219H178L177 218ZM206 220V219H205ZM262 220V219H261ZM124 221H126V220H124ZM123 221V222H124ZM149 221V220H148ZM154 221V220H153ZM153 221H151V222H153ZM184 221H181V222H183L184 223ZM215 221H216V219H215ZM223 221V220H222ZM222 221H220L221 222V224H222ZM258 221V220H257ZM256 221V222H257ZM7 222V221H6ZM45 222H47V221H45ZM69 222H71V221H69ZM80 222V221H79ZM82 222V221H81ZM122 222V223H123ZM144 222V221H143ZM150 222V221H149ZM155 222V221H154ZM209 222V221H208ZM212 222V221H211ZM217 222V221H216ZM259 222V221H258ZM78 223V222H77ZM120 223V222H119ZM129 223V222H128ZM131 223V222H130ZM141 223V222H140ZM171 223V222H170ZM175 223V222H174ZM174 223H173V225H174ZM177 223V222H176ZM218 223H219V221H218ZM264 223V222H263ZM127 224V223H126ZM133 224V223H132ZM146 224V223H145ZM213 224V223H212ZM244 224V223H243ZM48 225V224H47ZM50 225V224H49ZM84 225V224H83ZM103 225H104V223H103ZM117 225V224H116ZM131 225V224H130ZM135 225V224H134ZM194 225V226H195ZM206 225V224H205ZM205 225H203V227H205ZM224 225H226V224H224ZM232 225V224H231ZM263 225V224H262ZM40 226V225H39ZM105 226V225H104ZM127 226V225H126ZM149 226H151V225H149ZM153 226V225H152ZM159 226V225H158ZM193 226V225H192ZM207 226H208V224H207ZM217 226V225H216ZM220 226V225H219ZM222 226V225H221ZM233 226V225H232ZM88 227V226H87ZM97 227V226H96ZM113 227V226H112ZM120 227H121V225H120ZM133 227V226H132ZM156 227V226H155ZM175 227H177V226H175ZM179 227H181V226H179ZM186 227V226H185ZM189 227V226H188ZM224 227V226H223ZM226 227V226H225ZM86 228V226H84V229ZM140 228H143V227H140ZM140 228H139V230H140ZM160 228H161V226H160ZM163 228V227H162ZM170 228V227H169ZM182 228H183V233H184V230H186V229H184V227L182 226ZM216 228V227H215ZM240 228V227H239ZM1 229V228H0ZM44 229V228H43ZM87 229L88 228H86V231H87ZM90 229V228H89ZM108 229V228H107ZM136 229V228H135ZM145 229V228H144ZM147 229V228H146ZM180 229V228H179ZM189 229H191V228H189ZM194 229V228H193ZM205 229H206V227H205ZM221 229V228H220ZM220 229H218V230H220ZM25 230V229H24ZM60 230V229H59ZM106 230V229H105ZM104 230V231H105ZM143 230V229H142ZM164 231H166L165 230V228L163 229ZM192 230V229H191ZM195 230H196V228H195ZM216 230V229H215ZM217 230V231H218ZM237 230H239V229H237ZM242 230H244V227H243V229ZM249 230V229H248ZM108 231V230H107ZM120 231V230H119ZM118 231V232H119ZM123 231V230H122ZM147 231V230H146ZM149 231V230H148ZM157 231V230H156ZM161 231H162V229H161ZM192 231H194V230H192ZM202 231V230H201ZM203 231H205V230H203ZM210 231V230H209ZM226 231V230H225ZM232 231V230H231ZM240 231V230H239ZM49 232V231H48ZM112 232V231H111ZM132 232V231H131ZM145 232V231H144ZM160 232V231H159ZM176 232V231H175ZM179 232V231H178ZM197 232V231H196ZM214 232V231H213ZM216 232V231H215ZM240 232H243V231H240ZM245 232V231H244ZM254 232V231H253ZM6 233V232H5ZM47 233V232H46ZM87 233V232H86ZM142 233V232H141ZM163 233V232H162ZM170 233V232H169ZM180 233H181V231H180ZM179 233V234H180ZM191 233V232H190ZM189 233V234H190ZM195 233V232H194ZM219 233V232H218ZM247 233H248V231H247ZM246 233V234H247ZM39 234V233H38ZM41 234V233H40ZM82 234V233H81ZM88 234V233H87ZM113 234V233H112ZM116 234V233H115ZM137 234H138V232H137ZM147 234V233H146ZM145 234V235H146ZM148 234H149V232H148ZM151 234V233H150ZM149 234V235H150ZM154 234V233H153ZM166 234L168 235V233L166 232ZM172 234V233H171ZM185 234V233H184ZM206 234V233H205ZM214 234V233H213ZM217 234V233H216ZM252 234V233H251ZM251 234H249V236L251 235ZM254 234H255V232H254ZM4 235V234H3ZM6 235H7V233H6ZM9 235V234H8ZM7 235V236H8ZM12 235V234H11ZM181 235V234H180ZM191 235H192V233H191ZM201 235V234H200ZM14 236V235H13ZM18 236V235H17ZM117 236V235H116ZM122 236V235H121ZM121 236H119V237H121ZM138 236V235H137ZM174 236H175V234H174ZM185 236H187V234L185 235ZM203 236V235H202ZM207 236V235H206ZM209 236V235H208ZM241 236V235H240ZM105 237V236H104ZM107 237V236H106ZM112 237V236H111ZM136 237V236H135ZM148 237V236H147ZM248 237V236H247ZM255 237V236H254ZM5 238V237H4ZM49 238V237H48ZM86 238V237H85ZM110 238V237H109ZM117 238V237H116ZM190 238V237H189ZM199 238V237H198ZM249 238V237H248ZM2 239V238H1ZM9 239H11L10 237H9ZM14 239V238H13ZM12 239V240H13ZM41 239V238H40ZM45 239H46V237H45ZM44 239V240H45ZM87 239V238H86ZM90 239V238H89ZM96 239H97V237H96ZM111 239H113V238H111ZM132 239V238H131ZM151 239H154V237L153 238H151ZM150 239V240H151ZM155 239H156V237H155ZM171 239V238H170ZM175 239H176V237H175ZM206 239H207V237H206ZM256 239H257V236H256ZM99 240H101V238L99 239ZM98 240V241H99ZM117 240V239H116ZM176 240H178V239H176ZM236 240V239H235ZM251 240V239H250ZM3 241V240H2ZM8 241H10V240H8ZM46 241V240H45ZM44 241V242H45ZM102 241V240H101ZM154 241V240H153ZM152 241V242H153ZM171 241V240H170ZM262 241H263V238H262ZM261 241V242H262ZM16 243H17V241H15ZM19 242V241H18ZM66 242V241H65ZM104 242H108V241H105L104 240ZM112 242V241H111ZM117 242V241H116ZM129 242V241H128ZM144 242V241H143ZM163 242V241H162ZM192 242V241H191ZM206 242V241H205ZM243 242V241H242ZM25 243V242H24ZM77 243V242H76ZM138 243V242H137ZM196 243V242H195ZM201 243V242H200ZM207 243V242H206ZM237 243H239V241L237 242ZM241 243V242H240ZM251 243V242H250ZM250 243H248V244H250ZM259 243V242H258ZM11 244H14V243H11ZM18 244V243H17ZM20 244H23V242H20ZM19 244V245H20ZM67 244V243H66ZM81 244V243H80ZM85 244V243H84ZM165 244V243H164ZM171 244V243H170ZM175 244V243H174ZM177 244V243H176ZM175 244V245H176ZM179 244H181L180 243V241H179ZM182 244H184L183 242H182ZM212 244H213V242H212ZM220 244V243H219ZM39 245V244H38ZM101 245V244H100ZM104 245V244H103ZM102 245V246H103ZM116 243H112L111 244V246L109 245V246H106V245H104L103 247L101 246V248L103 249V252H104V250H105V255H101V256H103V257H100L102 260H98V261H96L97 259H99V258H93V256L91 255V257H90V259H89V261H87V263L86 264H135L134 262H133V260L131 259H128L127 261H125V262H119V261H116V260H109L108 258H107V256L110 254V256L111 257H114L115 255L114 254H111V252L112 251H116V249L118 248H116ZM143 245V244H142ZM155 245H156V243H155ZM185 245H186V242H185ZM190 245V244H189ZM200 245V244H199ZM204 245V244H203ZM208 244H206V246H207ZM216 245V244H215ZM4 246V245H3ZM14 246V245H13ZM18 246V245H17ZM16 246V247H17ZM156 246H158V243H157V245ZM205 246V245H204ZM203 246V247H204ZM211 246V245H210ZM237 247H238V245H236ZM23 247V246H22ZM119 247H121L120 245H119ZM128 247V246H127ZM142 247V246H141ZM154 247V246H153ZM153 247L152 248H150L149 249V246H148V248L147 249H149V250H146V248H145V250L147 251V253H149V254H151L153 257H151V255H150V258H154V256L156 255V250L155 249H153ZM163 247H165L164 245H163ZM193 247V246H192ZM201 246H199L198 248H200ZM209 247V246H208ZM234 247V246H233ZM33 248V247H32ZM132 248V247H131ZM142 248H144V247H142ZM142 248H140V249H142ZM166 248V247H165ZM182 248V247H181ZM198 248H196V249H198ZM217 248V247H216ZM239 248V247H238ZM247 248H249V245H248V247ZM252 248V247H251ZM47 249V248H46ZM98 249V248H97ZM135 248H133V250H134ZM137 249V248H136ZM163 249V248H162ZM175 249H176V247H175ZM175 249H174V251H175ZM185 249H186V247H185ZM204 249V248H203ZM203 249H201V250H203ZM206 249H208L207 247H206ZM215 249V248H214ZM224 249V248H223ZM231 249V248H230ZM237 249V248H236ZM235 249V250H236ZM244 249V248H243ZM10 250V249H9ZM17 250V249H16ZM20 250V249H19ZM100 250V249H99ZM144 249H142V250H140L141 251V253L143 254V251ZM188 250V249H187ZM200 250V249H199ZM228 250V249H227ZM227 250H225V251H227ZM247 250V249H246ZM132 251V250H131ZM136 251H139L138 249L136 250ZM168 251H169V249H168ZM181 251V250H180ZM232 251V250H231ZM230 251V252H231ZM248 251V250H247ZM247 251H245V254L243 255V259H250V258H252L253 257V262L251 263V264H264V256H261V255H263V253H262V251H257V250H255L254 252H250V253H248ZM253 251V250H252ZM257 251V252H256ZM15 252V251H14ZM19 252V251H18ZM17 252V253H18ZM48 252V251H47ZM133 252V254H135L136 252L135 251H132ZM131 252V253H132ZM176 252V251H175ZM196 252V251H195ZM202 252V251H201ZM217 252V251H216ZM5 253V252H4ZM20 253V252H19ZM94 253V252H93ZM147 253H145V254H143V255H145V256H147L146 254ZM162 253V252H161ZM167 253V252H166ZM208 254L207 255H210V258H209V260H208V262L209 261H211L213 264H230V262H231V256L232 255H234V254H228V256H225V257H217V255L215 254L214 255V253L212 254L211 253V250H209L208 252H207ZM234 253V252H233ZM243 253V252H242ZM14 254V253H13ZM16 254V253H15ZM63 254V253H62ZM140 254V253H139ZM185 254H187L186 253V251H185ZM194 254V253H193ZM4 255V254H3ZM11 255V254H10ZM94 255V254H93ZM141 255V254H140ZM143 255H141V256H143ZM161 255H163V254H161ZM164 255H166L165 253H164ZM163 255V256H164ZM201 255V254H200ZM221 255V254H220ZM65 256H67L66 254H65ZM96 256H98V255H96L95 254V256L94 257H96ZM132 257H133V259H135V258H137V257H135V256H133V255H131ZM149 256V255H148ZM147 256V257H148ZM260 256V257H259ZM12 257V256H11ZM14 257H15V255H14ZM16 257H18V256H16ZM28 257V256H27ZM73 257V256H72ZM161 257V256H160ZM166 258H164L165 259V261H162V263L161 264H185L184 262H183V260L182 259H180L179 261H176L170 254H169V256H165ZM5 258V257H4ZM3 258V259H4ZM41 258V257H40ZM60 258H62V257H60ZM66 258H68V257H66ZM149 258V257H148ZM191 258V257H190ZM235 258V257H234ZM18 259H20V258H18ZM29 259V258H28ZM72 259H74V258H72ZM162 259V258H161ZM198 257L196 256V257H192L191 258V260H192V264H198ZM241 260V261H244V260ZM23 260H25V261H27L26 259H23ZM33 260H35L34 258H33ZM32 260V261H33ZM62 260V259H61ZM64 260H66V259H64ZM143 260V259H142ZM239 260V259H238ZM29 261H30V259H29ZM57 261V260H56ZM70 261V260H69ZM147 261V260H146ZM149 261V260H148ZM157 261V260H156ZM207 261V260H206ZM247 261V260H246ZM28 262V261H27ZM58 262V261H57ZM56 262V263H57ZM64 262V261H63ZM155 262V261H154ZM160 262H161V260H160ZM247 262H249V261H247ZM23 263V262H22ZM37 263V262H36ZM51 263V262H50ZM59 263V262H58ZM205 263H207V262H205ZM11 264V263H10ZM13 264V263H12ZM14 264H16V263H14ZM26 264V263H25ZM54 264V263H53ZM62 264V263H61ZM70 264V263H69ZM85 264V263H84ZM142 264H144L143 262H142ZM211 264V263H210Z\"/></svg>","mask_w":264,"mask_h":264}]
</instances>
